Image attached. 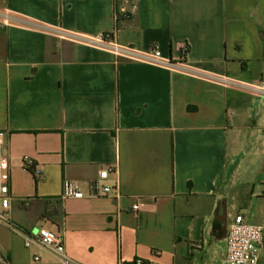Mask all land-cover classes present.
I'll list each match as a JSON object with an SVG mask.
<instances>
[{"label":"crops","instance_id":"crops-1","mask_svg":"<svg viewBox=\"0 0 264 264\" xmlns=\"http://www.w3.org/2000/svg\"><path fill=\"white\" fill-rule=\"evenodd\" d=\"M2 14L0 148L16 229L0 225V258L51 262L24 244L45 227L80 264H187L235 214L263 229L264 98L46 27L110 32L197 70L259 80L264 0H0ZM108 167L119 197L62 196L65 179L88 194Z\"/></svg>","mask_w":264,"mask_h":264},{"label":"built area","instance_id":"built-area-1","mask_svg":"<svg viewBox=\"0 0 264 264\" xmlns=\"http://www.w3.org/2000/svg\"><path fill=\"white\" fill-rule=\"evenodd\" d=\"M135 11L136 8L134 5L129 8L120 6L116 11V16H129L131 13L134 14ZM8 20L9 18L7 15H0L1 23L8 24ZM46 29L59 38L110 50L115 57H122L136 62L153 63L171 69L186 71L218 83L225 88L237 89L264 98V78L259 80H245L227 74L197 70L188 66L185 61H172L170 58L163 56L157 47H153L148 51H143L133 47V45L118 44L115 42V38L110 32L90 35L84 32L65 30L60 26L46 27ZM186 53L187 45L182 44V55L185 56ZM4 135L5 132L0 130V147H2ZM29 163L30 161L26 158L24 164L28 166ZM10 165L7 156L0 148V225H6L16 229V226L8 216L10 207ZM111 171H114L111 167L101 168L96 178L88 183V188L90 189L88 194L82 190L78 182L65 179L62 183V196L73 198H82L87 195L119 197L120 192L118 191V186L106 183ZM262 193L264 195V191ZM142 205L143 203L137 200V202L132 205V209L138 211ZM24 239L25 246L36 243L40 247L46 249L53 257L51 262L44 263L38 254H34L31 261L27 264H80L66 253L64 238L61 233L54 232L45 227H40L36 229L32 236L29 234L24 235ZM261 244L262 227L247 222L241 214H235L227 226L225 256L219 264H258ZM0 264L14 263L1 257ZM134 264L147 263L142 259H136Z\"/></svg>","mask_w":264,"mask_h":264},{"label":"rangeland","instance_id":"rangeland-1","mask_svg":"<svg viewBox=\"0 0 264 264\" xmlns=\"http://www.w3.org/2000/svg\"><path fill=\"white\" fill-rule=\"evenodd\" d=\"M226 234L227 228L222 229L219 235L220 238H214L202 251L195 254L194 258L187 264H218L223 255L224 248H226ZM258 264H264V223Z\"/></svg>","mask_w":264,"mask_h":264}]
</instances>
